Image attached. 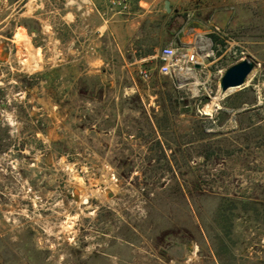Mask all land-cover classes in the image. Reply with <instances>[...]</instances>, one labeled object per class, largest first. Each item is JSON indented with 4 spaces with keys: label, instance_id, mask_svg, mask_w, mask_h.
Here are the masks:
<instances>
[{
    "label": "rangeland",
    "instance_id": "1",
    "mask_svg": "<svg viewBox=\"0 0 264 264\" xmlns=\"http://www.w3.org/2000/svg\"><path fill=\"white\" fill-rule=\"evenodd\" d=\"M249 1L0 0V264H264V0ZM213 26L207 75L180 89L159 73L161 48Z\"/></svg>",
    "mask_w": 264,
    "mask_h": 264
},
{
    "label": "built area",
    "instance_id": "2",
    "mask_svg": "<svg viewBox=\"0 0 264 264\" xmlns=\"http://www.w3.org/2000/svg\"><path fill=\"white\" fill-rule=\"evenodd\" d=\"M110 9L126 12L135 0H101ZM183 31V30H182ZM187 40L178 37L171 44L161 48L156 55L159 73L173 79L180 89L185 88L195 79L203 77L209 73L210 64L216 57V47L214 36L223 38L224 32L217 26L212 30L202 32L196 28L185 30ZM199 66V67H198ZM143 79H150L151 71L142 69L140 71ZM209 81L199 83V87L207 91L205 86Z\"/></svg>",
    "mask_w": 264,
    "mask_h": 264
},
{
    "label": "water",
    "instance_id": "3",
    "mask_svg": "<svg viewBox=\"0 0 264 264\" xmlns=\"http://www.w3.org/2000/svg\"><path fill=\"white\" fill-rule=\"evenodd\" d=\"M165 9L168 13L171 12L169 1L165 2ZM256 67L257 62L251 56L228 67L220 82L221 93L227 94L230 90L243 87Z\"/></svg>",
    "mask_w": 264,
    "mask_h": 264
},
{
    "label": "crops",
    "instance_id": "4",
    "mask_svg": "<svg viewBox=\"0 0 264 264\" xmlns=\"http://www.w3.org/2000/svg\"><path fill=\"white\" fill-rule=\"evenodd\" d=\"M249 3L254 4V5H258V1H254V0L249 1Z\"/></svg>",
    "mask_w": 264,
    "mask_h": 264
},
{
    "label": "trees",
    "instance_id": "5",
    "mask_svg": "<svg viewBox=\"0 0 264 264\" xmlns=\"http://www.w3.org/2000/svg\"><path fill=\"white\" fill-rule=\"evenodd\" d=\"M214 39H215V41H220L221 39H219V37H216V36H214Z\"/></svg>",
    "mask_w": 264,
    "mask_h": 264
},
{
    "label": "bare ground",
    "instance_id": "6",
    "mask_svg": "<svg viewBox=\"0 0 264 264\" xmlns=\"http://www.w3.org/2000/svg\"><path fill=\"white\" fill-rule=\"evenodd\" d=\"M232 91H234V90H230L227 94L231 93ZM219 98H220V97H219Z\"/></svg>",
    "mask_w": 264,
    "mask_h": 264
}]
</instances>
